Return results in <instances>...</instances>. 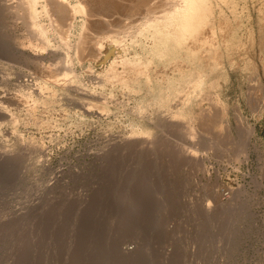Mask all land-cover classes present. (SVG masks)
Wrapping results in <instances>:
<instances>
[{"label":"rangeland","instance_id":"374dc122","mask_svg":"<svg viewBox=\"0 0 264 264\" xmlns=\"http://www.w3.org/2000/svg\"><path fill=\"white\" fill-rule=\"evenodd\" d=\"M141 1L81 52L0 15V264H264V0H212L164 58Z\"/></svg>","mask_w":264,"mask_h":264},{"label":"bare ground","instance_id":"6f19581e","mask_svg":"<svg viewBox=\"0 0 264 264\" xmlns=\"http://www.w3.org/2000/svg\"><path fill=\"white\" fill-rule=\"evenodd\" d=\"M142 1L144 2L145 0H142ZM160 1H158V3L162 2V1L161 2ZM164 1L167 2L168 7L164 8L162 11L160 10V14H154L153 13V15L151 17H148V18L144 19V21H143L144 23H142V26L140 27V29L138 30V33H137V35L139 34L141 36L142 35L144 36L146 34H151V36H154L157 39V41H156L157 45H156L155 53H156L157 56H159V58L166 57L168 55V51H169L170 48H174L175 47V48H180L183 51H187V49L185 48L186 46H188L187 42L190 41L193 44L194 41L190 40L191 38H193L195 40L194 44H196L198 42V40H197L198 33L204 27L205 24H208L210 22L211 16L213 15V17H214L212 0H164ZM121 2H123V1H121ZM121 2H120V0H12V1L11 0H0V15L5 16L6 14L14 13L17 16L16 19L20 20V21H23L25 23V26L27 27V30L29 29V31H31L32 35L35 38H37L40 41H42L41 43L44 46L50 45L47 38H48V35L50 34L49 31L52 30L54 33L58 34L57 38L60 35L62 46L64 48H67L69 50H70V48L71 49L73 48V49H75L74 51L81 52L82 50H84L83 48L88 44V42H87L88 40L87 39H89V38L86 37L87 35H86L85 31L88 32V35H90L91 33L94 34V32L91 31V29H92L91 27L94 26L93 29H95V27L97 28V25H99V24H105V25L107 24V25H109L111 23V21L116 18L115 17L116 15L117 16H122L123 14H125V13H123L122 15H118L120 13V11H123L122 9H120V6L123 5V4H121ZM127 2H128V0H126V3ZM163 4H165V3L163 2ZM126 5H128V3L125 4L124 7H126ZM147 5H149V4L147 3ZM159 5H161V4H159ZM144 6H143V8H145ZM151 6H153V5H151ZM162 6L164 7V5H162ZM124 7H123V9H124ZM146 7H148V6H146ZM159 7L161 8V6H159ZM152 11L154 12V10H152ZM126 12H128V11H126ZM150 12H151V10H150ZM143 14H145V13H143ZM77 15H81L82 16L81 31H80V33H78L79 35L77 34L78 37L76 36L77 40L75 39L76 40L75 43H71L70 42V34H71L72 28L74 27V22L76 20ZM127 15L128 14H126L125 16H127ZM43 18L48 20V24L41 22V20ZM123 18H125V17H123ZM0 19H1V21H4V20H2V18H0ZM12 20L13 19H11V21ZM17 20H15V22ZM122 20H124V19H122ZM130 20H131V18H130ZM212 20H213V18H212ZM118 21H120V20H118ZM112 23H114V22H112ZM116 23H118V22H116ZM127 25H130V24H127ZM101 26H100V29L102 28ZM111 27H112V24H111ZM98 28H99V26H98ZM113 28H114V26H113ZM121 28H122V26H121ZM124 28L126 29V26ZM102 29H104V26H103ZM214 29L215 28L211 27V31H212L211 33H215V32H213ZM101 31H99V32H101ZM107 32H105L104 34L108 35V36H105L104 38L99 36L100 39H96L97 43H95V45L97 44L98 49H100L102 52H104L105 54L108 55L109 53H111L116 48V46L114 47V45L112 43L113 42H118V44H119L120 42L123 41L122 40L123 38H121V36L119 35L120 32L116 33L117 32L116 31L115 32L116 34H113V32H112V34H110L111 31H109L108 32L109 34H107ZM100 35H102V33ZM199 35H201V34H199ZM52 37H53V35H52ZM93 37H91V38H93ZM96 38H98V36ZM134 38H136V37H134ZM200 38H202V37H200ZM92 40H91V44L93 42ZM84 43H85V46H83ZM198 43H200V42H198ZM56 47H57V45H56ZM97 47H95V48L97 49ZM191 47H193V46H191ZM191 47H189V48L191 49ZM92 48H94V47H92ZM90 50L92 51V49H90ZM85 51H87V50H85ZM95 51H98V50H95ZM89 53H90V51H89ZM85 54H87V53H85ZM96 55H95V57H96ZM75 56L78 57L77 55H75ZM92 57H89V58H92ZM66 58L69 59L70 57H66ZM124 61H126V60H124ZM62 62H66V61L64 60ZM179 62H180V60H179ZM179 62H177V63H179ZM67 63L69 64V61ZM59 64H60V62L58 61L57 62V66H59ZM70 66H72V65H70ZM67 67H69V65H67ZM111 67H110V69H111ZM137 67H138V65H137ZM63 68L66 69V67H63ZM55 69H56V67H55ZM110 69L108 70V72L110 71ZM58 70H56V72ZM62 70L64 71V69H62ZM138 70H140V69H138ZM66 72H70L71 73V72H73V70L71 71V69L69 67V68H67ZM113 73H115V72H113ZM113 73H112L111 77L114 76V78L115 77L117 78L118 77V75H117L118 73L117 74H113ZM141 74H144V71L141 72ZM135 75L137 77L139 76L138 73H136ZM135 75H134V77H135ZM146 76H148V75H146ZM201 76H202L201 74H198V76H197V79H198L197 82L199 84L201 82ZM111 77H109V78H111ZM137 77H135V78H137ZM146 78L148 79V77H146ZM124 79L122 78L121 82L123 84L126 83V85H127V81L124 80ZM215 125H216V123H215ZM243 152L244 151H242V153ZM242 153H240V154H242ZM131 211H133V210L131 209L129 212H131Z\"/></svg>","mask_w":264,"mask_h":264}]
</instances>
